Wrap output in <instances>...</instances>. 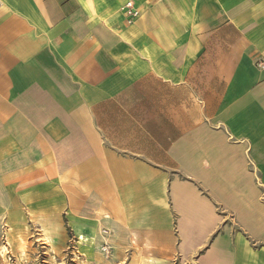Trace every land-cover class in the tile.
<instances>
[{"label": "crops", "instance_id": "obj_1", "mask_svg": "<svg viewBox=\"0 0 264 264\" xmlns=\"http://www.w3.org/2000/svg\"><path fill=\"white\" fill-rule=\"evenodd\" d=\"M30 203L117 264H264V0H0V212Z\"/></svg>", "mask_w": 264, "mask_h": 264}, {"label": "rangeland", "instance_id": "obj_2", "mask_svg": "<svg viewBox=\"0 0 264 264\" xmlns=\"http://www.w3.org/2000/svg\"><path fill=\"white\" fill-rule=\"evenodd\" d=\"M40 207L38 203L34 209L30 203L21 207L20 213L16 207L0 212V264H117L113 253L116 247L104 229L97 236L83 238L70 235L64 227L59 235L43 227L46 220L37 214ZM53 232L58 234L54 241L50 236Z\"/></svg>", "mask_w": 264, "mask_h": 264}, {"label": "built area", "instance_id": "obj_3", "mask_svg": "<svg viewBox=\"0 0 264 264\" xmlns=\"http://www.w3.org/2000/svg\"><path fill=\"white\" fill-rule=\"evenodd\" d=\"M122 11L124 14V21L127 26L132 25L139 17V12L131 1L124 4ZM260 68H263V66H260Z\"/></svg>", "mask_w": 264, "mask_h": 264}]
</instances>
